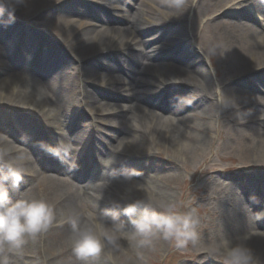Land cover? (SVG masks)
<instances>
[{
  "label": "bare ground",
  "instance_id": "obj_1",
  "mask_svg": "<svg viewBox=\"0 0 264 264\" xmlns=\"http://www.w3.org/2000/svg\"><path fill=\"white\" fill-rule=\"evenodd\" d=\"M2 1L37 7V10L30 9L26 14L31 18L38 17L40 11L43 14L54 12L49 6L55 1H64L66 5L55 11L53 16L47 15V19L62 22L59 26L67 33L70 44L63 39L62 42L75 56L72 59L61 51L62 45L50 46L47 50L41 42H37L45 40L43 35L23 29L18 31V26H12L9 32H5L7 25L2 30L4 25L1 24L0 101L7 99L12 103V100L19 99L17 106L30 117L26 116V124L20 117L14 120L15 128L26 133L25 138L9 134V130L15 131V128L0 123V130L9 134V137L0 135V164L8 166L7 163L16 161L23 154L22 175L28 180L32 177L38 184L37 187L30 185L29 190L20 194L9 181L6 186H10L11 200L44 195L55 205L57 212L73 210L81 224L88 223L92 216L109 208L115 201L121 205L117 209L121 219L127 221V217L123 216V207L145 195L138 185H153L154 190H150L153 195L174 199L172 187L179 181L181 168L186 173L191 171L192 165L197 166L196 162H199L198 165L204 162L211 168L217 166L216 161L206 156L208 144L213 141L207 136L227 137L226 144L231 151H237L244 157L257 154L255 149L258 147L264 157V25L244 13L252 7L264 17V0H246L247 5H242L246 6L245 10L239 13L234 9L236 5H230L236 0H127V6L120 4L123 6L119 7L122 13L117 18L108 16L103 4H96L93 11L85 5V0ZM109 1L119 3V0ZM203 11L213 16L211 26L216 36L212 43L220 51L222 60L227 59L234 69L242 68L236 78L223 80L225 87L221 90V104L214 101L219 85L215 84V87L212 83L210 73L213 69L206 66L203 58L213 57L206 51L205 55L203 50L202 56L199 53L201 50L198 52L193 47L194 43L205 41L209 22L204 24L201 35L192 34L200 23ZM96 12L99 14L97 19L102 22L100 28H83L68 21L70 16L81 18L87 14L96 18ZM243 18L248 21H241ZM187 21L189 29L185 26ZM109 24L113 26L107 27ZM94 49L95 53L117 50L120 52L118 60L121 54L128 55L131 62L126 70L129 67L135 70H129L117 81L119 86L113 85L111 91L105 90L99 85L107 79L112 62L95 64L96 60L88 58ZM25 52L30 55L29 61L18 60L21 58L19 54ZM49 56H52L51 60ZM75 60L82 63L75 71L83 78L82 86L77 85V88L83 90L84 102L95 113L91 120L84 122L87 125L82 130L79 129L81 118L77 117V113L70 112L77 97H82L69 83L73 77L68 74L73 70ZM169 60L177 63V67H169L166 63ZM244 72L249 74L247 79L242 77ZM95 78H99L97 83ZM118 112L120 116L111 118ZM34 113L42 117L44 124L33 119ZM75 121L79 127L74 126ZM36 124L41 127V136L36 132ZM56 134L62 137V141H57ZM221 140L217 141V146ZM57 142L63 146L60 156L55 155L53 148ZM109 144L116 146L111 153L107 150ZM177 144L182 146L184 159L170 156L171 168L165 165L156 167V174L151 176L150 169L143 166L145 157L155 160L156 153L163 149L168 151L167 148L174 153ZM136 156L138 162L133 161ZM96 157L107 165V171L102 176L99 171L96 173V167H92ZM87 167L90 170L85 172ZM124 169L129 171L123 172ZM212 169L206 170L199 181L206 184L205 191L216 197V217L221 220L227 214L228 223L222 229L215 224L210 225L207 244L214 246L226 237L249 233L248 247L256 256L258 253L264 256V204L259 211L252 196L244 193L241 197L238 193L240 188L245 190L250 183L264 188V181L261 178L247 181L243 183L247 185L238 188V184L222 181L224 175L213 173ZM121 175L124 178L128 176V181L125 182ZM28 180L23 179L22 183ZM92 190L101 199L89 195L88 191ZM244 199L252 203L250 208ZM254 200L261 201L259 197ZM60 229L63 238L72 232L70 224H64ZM39 238H28L21 253L12 255L13 264H25L23 258H31L36 245L39 249ZM156 241L161 243L160 239ZM120 243L125 253L137 252L134 241L133 246L128 239L124 242L122 238ZM5 251L6 248H0V252Z\"/></svg>",
  "mask_w": 264,
  "mask_h": 264
},
{
  "label": "rangeland",
  "instance_id": "obj_2",
  "mask_svg": "<svg viewBox=\"0 0 264 264\" xmlns=\"http://www.w3.org/2000/svg\"><path fill=\"white\" fill-rule=\"evenodd\" d=\"M85 1H86L85 5H89L91 7V9H93V11H94L95 7L97 6L96 4H98V5L103 4V10L108 13V16L111 15V17H115V18L119 17L118 15H121V13H122V11L119 10V7L123 8V6H121L120 4L123 3L124 6H127L126 5L127 0H119L118 4L112 3L109 0H107V1L85 0ZM251 1L252 0H248L247 2H251ZM240 4H247L246 0H236V2H234L230 5H236L237 8H235V11L239 13L240 11L244 10L243 8L241 9ZM65 5L66 4L64 3V1L63 2L62 1H57V2L55 1L53 5L49 6V8L51 10L54 9L55 11H59ZM36 8L26 6L25 4L21 5V6H19V5L17 6L14 4L5 3L4 1L0 0V27L2 25H4V26H2V30H4L5 26L7 25L5 32H9V30H10V28H12V26L13 27L18 26L20 28V29H18V31L23 29V30L28 31L29 33H33V34L38 33L40 36L43 35L44 36L43 38L45 40L42 41V39H40V40H37V42L38 41L41 42L42 45L47 48V50L50 49V46L59 47L62 45L61 51L65 52V54L67 56L74 59L75 56L72 55L70 50L67 48L66 44L62 42L64 40L65 42H67V44H70V41H67L68 40L67 33L62 29V27L59 26V23L62 24V22H59L57 20L47 19V15L53 16V13L55 11L52 13L51 12L47 13V14H43L42 11H40L38 14V17H35V18L26 17V14L28 13V11L30 9L32 11L33 10L35 11V10H37ZM250 8H252V7H250ZM250 8H248V9H250ZM247 13H248L247 14L248 17H250V16L251 17L252 16L253 17L254 16L260 17L261 16L260 12L256 11L254 8L248 10ZM123 14H125V13H123ZM98 15L99 14L97 13L96 18L90 17L88 14L84 17H81V18L75 17V16H70L68 18V21L71 22L72 25H75V26L79 25V26H82L83 28H84V26H91V27H96V28L99 27L100 28V26H102V22L97 19ZM209 18H211V19L209 20ZM53 19H56V18H53ZM212 19H213L212 16H209L207 13H205L203 11L202 16L200 18V23L196 27L195 31L192 32V34L195 33V36L201 35L204 24L209 22V24L206 25V26H208V30L204 36L205 41L201 44H198L196 42V43H194L193 47L198 52L201 50L199 52V53H201V55L202 54L204 55V53L206 55V52H209L210 55L213 57L212 59H209V58L207 59L202 55L203 58L205 59L204 63L206 64V66L208 68L211 67L213 69L212 74H210L211 79H212L211 80L212 83L214 85L216 84L217 86L219 85V88H217L215 85L216 91H217V93H216L217 97L213 96L214 101H216V102L219 101L221 104V100H222L221 99V90L225 87V84H223L224 83L223 80H225L227 78L226 80L231 81L233 79V76H235V78H236V74H238L239 70L242 68L234 69L232 65L231 66L229 65V61L227 59L222 60V57L220 56V51L214 47L212 41L215 40L214 38L216 36V33L214 32V29L211 26L212 25L211 24ZM241 21L244 22V21H248V20L243 18V19H241ZM108 26L112 27L113 25L111 26L109 24V25H107V27ZM185 26L189 29L190 25H189L188 21L185 23ZM75 29H76V27H75ZM136 37H137V35H136ZM195 38H197V37H195ZM138 39H141V38H138ZM39 48L42 50L41 47H39ZM202 50L204 51V53L202 52ZM19 51H20V53H22L21 49H19ZM108 52H109V54L101 56V55H99L100 52L97 54V52L95 53V49H94L91 51L88 58L90 60H93V59L96 60L97 62H95V64H101L103 62H109V64H110V62H112L111 71H109L107 73L108 78L104 80L105 82H102L99 85L102 88H105V90L107 89V91H111L110 88L113 85L118 86L117 81H119L120 79H122L124 77V71H126V73L128 72V70H126V66L130 65L131 58L128 55L121 54V58H123V60L121 58L118 60V57H119L118 53H120V52H118L117 50H114V49L109 50ZM19 55H21V58L18 59L20 61H25V60L29 61V59H30V55L26 52L23 54H19ZM49 58L51 60L52 56H49ZM49 58H48V60H49ZM77 62H78V60H75V62H74L75 64L72 67L73 70L68 75H71L73 77V79L70 80L69 83H71L73 85V88H76L75 92H78L81 95L83 90L77 88V85L82 86L83 78L80 77L78 74H76L75 71L77 69H80V67L82 66L81 65L82 63H77ZM113 64H115V65H113ZM167 64H169V66H171V68L172 67L175 68V66H174L175 63L173 60L167 61ZM114 66L117 68L116 70H113ZM131 66H133V65H131ZM128 69L132 70V71L135 70V68L132 69L130 67ZM229 69H230V72L228 71ZM216 70H218V73L216 74V77H215V73L217 72ZM248 76H249V74H247L245 72L242 73V77L244 79H247ZM1 78H2V76H1ZM98 80H99V78L94 79V81L96 83L98 82ZM114 82H116V84H114ZM7 94H9V93H7ZM69 96L71 97L72 94H69ZM84 98L85 97L83 94H82V97H80V96L77 97L76 102L74 104L71 103L74 107L70 108L71 113H74V114L77 113V117L81 118L79 120L80 121V127L76 121L74 122V126L79 127L80 130H82V128L87 125V124H84V122L86 120H89V119L91 120L93 114H95L92 111L93 109H91L89 106L87 107V105H89V104H86L84 106H80L81 100L84 101ZM1 100H2V102L0 101L2 103V104L0 103V123L1 124L6 123V125H8V126H13L11 123L15 124L14 120H16L18 117H20L23 124H26L25 118H26V116L29 118L30 114H28L27 112L23 113V111L21 109H19V107L17 106V102L19 99H14L15 101L12 100V103H9V100H7V99H1ZM90 105L93 106V104H90ZM102 105H105V103H102ZM82 109H84L82 114H79L78 111H81ZM89 110H91V111H89ZM150 111H153V110L151 109ZM115 115L120 116V113L119 112L115 113L114 115H112L111 118H117V117H115ZM32 116H33V119L35 121H36V117H38L37 121L39 124H41V122H42L41 118L42 117L38 116V114H36V113H34ZM42 124H43V122H42ZM218 127H221V126H218ZM36 128H37L36 132L38 133L39 136H41V134H42V133H40L41 127L37 126V124H36ZM46 129L47 128L44 127L45 131H46ZM71 130L72 129H70V131ZM15 131H16V133H15ZM15 131L10 129L9 134H13L17 137L25 138L26 133H24V131L22 129L19 130V128H16ZM115 131H116V129H115ZM7 133L8 132H6L5 130H0V135H2V136L6 135ZM111 135H113V134H111ZM7 136H8V134H7ZM55 136H56L57 141H60V140L62 141V137H60L59 134H56ZM102 136L105 137V135H102ZM211 138L213 139V141L211 140ZM225 138H223L221 136H219V138H217L215 135L213 137L207 136V139L211 140L212 143L210 145L208 144L209 150L207 151L206 156H207V158H210L214 162L216 161V163H217L216 167H212L213 168L212 169L211 166L208 167L206 164H204V162L201 165H198L199 162H196L195 165H197V166L192 165L190 167L191 171H189V172L185 173V170L183 168H181L179 181L177 184L173 185V187H172L173 192L175 194L174 199L178 202V205L181 206L182 209L186 210L188 208H195L197 211V214L200 218V224H199L198 229H197L198 232L200 233V238H201L200 246L199 247H193L191 244H189L186 248H184L182 250H177L174 248V246L171 242L160 239L161 243H158L156 241L153 248L142 250L143 255H144V259L142 261L137 258L136 252H130L127 254V253H125L126 251L124 252V250H123V252L118 255V264H227V261H226L224 255L222 253H215L211 257H209L208 253L205 251L206 248L211 246V245L207 244L208 240L206 239V237L209 233L207 231L209 230L210 225L215 224L220 229H222V227H224L228 223V216L226 214L221 220L216 217L217 215L214 214L215 203H218V202H216V197H213L211 195L210 191H205L204 188L206 187V184L205 185H204V183L200 184L199 180L201 179L202 174L206 170L212 169V171H214L213 173H217V174L222 173L224 175V177L221 178L222 181H225V182L231 183V184H238L237 185L238 188L240 187V185H247V184H243L247 181H256L260 178L262 181H264V157H262V155L259 153L260 148H258V147L255 149L256 151H258V153L249 155L248 157H244V156L240 155L239 152H237V151L232 152L231 151L232 149L229 146H227V144H226L227 137H225ZM218 140H221V141H220L219 145L217 146ZM47 143H49V142H47ZM53 148L55 150V153L59 151L62 154V151L60 150V148L62 149V146H58V142L53 144ZM115 148H116V146H114V144L113 145L109 144L107 146V149L110 151L114 150ZM120 149L123 150L122 147ZM167 149H168V151H165L163 149L162 152L156 153L155 160H151L150 158L145 157L146 163H143V166L150 169L151 176L156 174V173H154L156 167H163L165 165L166 167L168 166L169 168H171L169 161L171 159L170 156L173 155V152L170 148H167ZM30 154H31V152L28 153V155H30ZM138 159L139 158L137 156L133 157V161L135 160L136 162H138ZM7 164L8 165L11 164L13 167H16L17 166V160L12 161V163H7ZM93 166L96 167L97 170H99L98 169V166H99L98 162H96V165H93ZM0 169L2 170V171L0 170V173H5V172H7L8 167L1 168V165H0ZM97 170H96V172H97ZM128 171H129L128 169L123 170V172H128ZM160 174H162V173H160ZM208 174L211 175V173H208ZM121 177H123V176L121 175ZM23 179L28 180V178H26L24 175H22V178L18 184V190L21 192V194H24L27 190H29L30 185L36 187V183L34 182L35 179H33L32 177H30V180H28L24 184L22 183ZM123 179H125V182H127L128 176H127V178L123 177ZM143 179H145V178H143ZM158 183H160V181H158ZM246 187L247 188H245V190L240 188V190H238V193L240 194L241 197L244 196V193H247V196H252L254 199L259 197V200H261V201H255L253 199V202H256V205L259 206L258 210L260 211V208L264 204V188L257 187L255 183H250ZM138 189L141 192H143V194H146L148 192H151L150 190H154V186L149 185V184L148 185L147 184H145V185L140 184V185H138ZM118 192H122V191H118ZM151 193L154 194V192H151ZM228 193L229 192L227 191V194ZM181 201L182 202L184 201V202L181 203ZM244 201L247 205H249V208L252 206V203L249 200L244 199ZM180 203H181V205H180ZM228 214L230 215V213H228ZM217 220H219V222H217ZM67 238H63L61 229L58 228L57 226H52L47 231L46 237H45L46 244H47L46 255L49 256L50 264H82V262L79 261L73 255L70 248H68L66 246L65 242H66ZM123 241L126 242V239L124 238ZM134 249L137 250L136 248H134ZM36 253H37V245H36V249L33 253L34 254L33 261L31 259H29L31 261H27L25 259L24 263L25 264H40V261L38 259V255ZM0 254H4V252H0ZM257 257L260 258L261 260H264V256L262 254L258 253ZM13 258L14 257L12 256L11 259H13ZM87 264H106V262L104 260L103 254H101L100 256L89 258Z\"/></svg>",
  "mask_w": 264,
  "mask_h": 264
},
{
  "label": "clouds",
  "instance_id": "obj_3",
  "mask_svg": "<svg viewBox=\"0 0 264 264\" xmlns=\"http://www.w3.org/2000/svg\"><path fill=\"white\" fill-rule=\"evenodd\" d=\"M64 154L67 155V151ZM55 155L60 156L61 152ZM173 156L177 160L184 159L180 144H177ZM24 159L21 154L17 157L16 167L10 164L7 172L0 173V248H6L5 253L0 254V264H13L12 255L21 253L28 238L35 240L47 233L50 227L64 224L72 226L66 246L82 264L101 254L106 264H118V255L123 252L122 238L128 239L130 246L134 241L136 256L141 261L144 259L142 250L153 248L158 239L171 242L177 250L189 244L193 247L201 244L197 230L200 218L196 209L184 210L175 199L157 197L151 192L123 207V216L127 217V221L121 219V213L117 211L121 205L114 201L109 208L92 216L84 224L79 222L73 210L57 212L55 205L44 195L13 201L6 185L11 181L13 188L18 186L24 172ZM91 195L97 200L101 199L95 193ZM249 239V233L226 237L205 251L209 257L222 253L227 264H264V260L248 247L246 242Z\"/></svg>",
  "mask_w": 264,
  "mask_h": 264
}]
</instances>
